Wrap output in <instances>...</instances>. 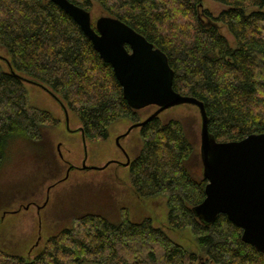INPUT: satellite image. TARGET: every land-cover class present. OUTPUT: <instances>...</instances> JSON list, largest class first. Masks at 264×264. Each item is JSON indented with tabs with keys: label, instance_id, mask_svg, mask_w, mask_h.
<instances>
[{
	"label": "trees",
	"instance_id": "trees-1",
	"mask_svg": "<svg viewBox=\"0 0 264 264\" xmlns=\"http://www.w3.org/2000/svg\"><path fill=\"white\" fill-rule=\"evenodd\" d=\"M70 1L91 12L97 6L101 15L121 19L162 49L174 69L175 90L204 102L218 141L264 132V0H216L225 6L217 14L202 0ZM0 45L8 54V68L0 57V170L18 140L38 142L59 123L51 109L30 101L25 78L74 113L90 141L107 139L116 122L141 119L142 109L129 105L112 65L55 2L0 0ZM185 123L157 115L139 126L140 144L129 167L136 194L165 198L169 225L189 228L207 257L200 264H264V251L245 242L242 228L226 214L210 224L195 214L208 181ZM198 259L150 216L135 219L127 207L116 217L100 211L72 215L33 254L0 246V264H197Z\"/></svg>",
	"mask_w": 264,
	"mask_h": 264
},
{
	"label": "rangeland",
	"instance_id": "rangeland-1",
	"mask_svg": "<svg viewBox=\"0 0 264 264\" xmlns=\"http://www.w3.org/2000/svg\"><path fill=\"white\" fill-rule=\"evenodd\" d=\"M202 2L214 14L225 7L216 0ZM99 16L101 12L96 6L92 10V18L96 20ZM224 29L223 33L232 40L230 33ZM7 55L5 48L0 45V56L7 58ZM4 63L8 68L7 61L4 60ZM26 84L30 101L51 109L59 123L45 129L43 138L38 142L18 140L0 170L1 247L5 246L11 252L33 254L44 237L58 230L72 215L100 211L116 217L122 207H127L133 218L150 216L154 224L165 229L174 240L197 252V264L207 259L189 228L179 230L169 225L163 196L139 197L132 186L128 168L114 163L103 166L111 160L125 161L117 146V139L132 126L131 121L112 124L107 139L98 142L86 140L84 143L79 130V118L71 111L67 115L57 99L44 87L31 82ZM154 111L155 106L143 108L141 118H146ZM159 115L163 119L175 116L186 122V128L192 134L196 155L200 156L199 109L194 105L181 104ZM140 139L139 127H134L120 140L130 157L137 153ZM85 159L92 168L83 171L82 167H73L67 180L47 191L48 186L64 175L65 161L75 166L81 165ZM33 201L43 205L38 209Z\"/></svg>",
	"mask_w": 264,
	"mask_h": 264
},
{
	"label": "water",
	"instance_id": "water-1",
	"mask_svg": "<svg viewBox=\"0 0 264 264\" xmlns=\"http://www.w3.org/2000/svg\"><path fill=\"white\" fill-rule=\"evenodd\" d=\"M51 1L79 24L103 60L112 65L132 108L158 106L149 117L133 123L127 132L173 106L191 104L199 108L200 153L203 176L208 182L206 197L193 210L208 224L219 214H226L242 228L245 242L264 251V132L251 133L241 140L218 141L209 130L204 102L175 90L174 69L162 49L119 18L103 14L93 24L90 10L70 0Z\"/></svg>",
	"mask_w": 264,
	"mask_h": 264
},
{
	"label": "flooded vegetation",
	"instance_id": "flooded-vegetation-1",
	"mask_svg": "<svg viewBox=\"0 0 264 264\" xmlns=\"http://www.w3.org/2000/svg\"><path fill=\"white\" fill-rule=\"evenodd\" d=\"M150 106H152V105H150ZM153 106H155L156 109L158 108V106H156V105H153ZM144 108H145V107H144ZM141 109H143V108H141ZM67 111H68V110H67ZM66 114L68 115V112H67ZM149 116H150V115H149ZM149 116H147V117H149ZM147 117H146V118H147ZM146 118H144V119H146ZM144 119L141 118L139 121H143ZM136 122H138V121H136ZM133 123H134V122H132V124H133ZM127 129H128V128H127ZM79 130L81 131V134H82V136H83V142L85 143L86 140H88V139L85 138L84 133H83V131L81 130L80 126H79ZM128 130H129V129H128ZM128 130H126L125 132H127ZM131 130H132V129H131ZM131 130H130L129 132H127V133L121 135V136L117 139V146L119 147L120 152L124 155V157H125V161H123V160H111L110 162H108V164L103 165L104 167L108 166V165L111 164V163H114V164L120 165V166H122V167H124V168H128V174H129L130 163H131V161H132V159H133L134 157H130V156L127 154L128 152H127V150L122 146V144L120 143V140H121L122 138H124V136L128 135V134L131 132ZM86 164H87L86 159L83 160V162L81 163V165H75V166L72 165L70 162L65 161L66 169H65L64 175H63L59 180H57V182H54L53 184H51L50 186H48L47 191L49 192V190H50L52 187H54L56 184H59V183H61L62 181L67 180L73 167H74L75 169H81V167H82L81 170H83V171H85V170H89L90 168H92L91 166H89L88 164L86 165ZM95 169H101V168L96 167ZM115 175H117V173H116ZM47 198H48V194H47ZM33 203H34V205H36V208H38V209H40V207L43 205V204H38V203H36L35 201H33ZM24 207H25V206H24ZM25 208H27V207H25ZM20 209H21V208H20ZM40 211H41V210H39V212H40Z\"/></svg>",
	"mask_w": 264,
	"mask_h": 264
}]
</instances>
